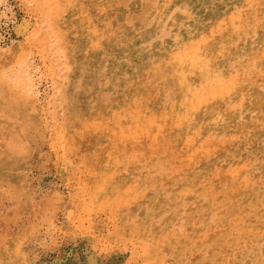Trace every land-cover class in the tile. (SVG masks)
<instances>
[{"label": "bare ground", "instance_id": "1", "mask_svg": "<svg viewBox=\"0 0 264 264\" xmlns=\"http://www.w3.org/2000/svg\"><path fill=\"white\" fill-rule=\"evenodd\" d=\"M16 1H19L17 4V13H19V15L21 14L20 19L16 18L17 13H15L14 10L8 8L2 10L0 15V21H3V19L7 21L10 18L17 19L16 21H12V29L15 38L11 37L12 39L10 40L14 43L11 44L10 48H4V50L0 51V62L8 55H11L15 64H19V69L17 70L15 78L9 77L4 73L5 71L0 73V194L4 195V197L9 196L7 198H11V200L13 198V200L15 199L20 204L32 202L35 186L33 181L31 182L28 179L31 172L30 161L35 157L36 153H40L42 148L47 146L56 150L55 153L58 161L63 163V170H68L69 174L75 172L76 169L80 170L85 167L93 169L99 162L97 157L103 158V163L106 166L96 172L93 175L95 179L88 184L90 186H86L92 188L94 200H99L98 209L101 210L103 199H110V196L115 195V193L112 192V188H119L122 195L127 198V203H130L134 199L132 197L135 196V192L132 194L129 186H119L122 178H120L121 175L117 176L123 169L122 166L125 163V158H123L124 156L120 146L121 143L125 144V153H128L129 157H134L133 154L135 153H133V150H129V148H132V145L138 144L139 137H142L147 131H149V133L152 132L153 135L156 136L161 135L163 138L170 133H175L179 138L177 147L180 146V150L184 149L186 151V156L184 155L185 158L183 160L189 163L196 162L197 160L201 161L203 164L202 167H204L202 170H209L213 162L210 163L209 161L207 162V160L205 162L202 152H190V139L192 138L191 134L194 129L200 128L206 132V134L216 131L227 132L224 140H221V142L222 144L226 143L228 147L223 150H220V147L214 148V153L216 155L220 154L230 161L237 153V151L235 153V151L230 148L233 139L232 136L230 137V130L232 128L242 130L244 136H247L251 131V122L248 116V118H245L246 112L251 110L253 114H257L260 119L264 116V104L261 100V96L264 94V84H261L263 82L260 83L256 78L252 86L248 87V85H245L249 79L254 78L259 70L264 68V0ZM256 11L261 12L262 15L258 17L255 14ZM141 15L145 17L143 20L145 25L142 26L141 29H146L150 26H160V29L166 30L172 28L173 25L176 24L180 31L177 42H174L175 40H165L166 37L164 35L166 34L154 35L152 31L146 32L144 35L146 38L144 43L140 42L137 37L133 36L131 24L134 17L138 18V16L140 17ZM123 16H126L129 20V22H127L128 20L125 21L124 19V21L128 23L127 25H124L121 20ZM29 23L31 27L25 28L24 25ZM7 25L8 23H5L6 27H4V23H2V26L0 25V47L5 45H2V42L7 41V33L5 34L3 31L5 30V32L9 33ZM118 28L119 31L117 32L116 29ZM161 32L163 34V31ZM60 40L63 42V48L60 49L62 51L59 49L56 50V47L55 51H53L54 46H57ZM59 46L58 48H60ZM35 47H41V49L39 48L41 65L32 66L28 58L30 56V51ZM46 48L50 51H46ZM64 51L66 54H69V56L66 55ZM63 58L66 60L65 62L67 65L65 69L69 70L71 66L75 68L77 65L73 72L75 80L72 83L70 82L72 84H69L71 88H68L66 92L63 84L64 78H62L64 75L62 76L61 73L64 70V66L62 68L58 64ZM92 58L94 61L90 65L88 61ZM92 69H95V76L92 73ZM148 80L152 81L151 85L148 84ZM105 84H110L112 86L111 90L104 93V95H108L106 98L107 101L105 98H103V100L100 99L97 94L99 90L97 87H103ZM42 85H44V88L41 87ZM117 87H123L124 91L123 93H119L121 96L116 97V93H114L113 90ZM66 93L68 94V102H65ZM125 97H130L127 105L123 104ZM81 99L84 100L83 102L86 101L85 105L79 102ZM91 101L94 103L93 108L90 106ZM146 105L150 108L145 111ZM70 109L72 111H70ZM29 110H31V112H29ZM90 110H93L90 114L83 113V111L88 112ZM86 115H89V117H86ZM103 117L107 119L103 121ZM243 119H246L248 122L243 124ZM253 134L256 136L264 135V130H255ZM153 135L147 139V142L153 140ZM219 135L217 136L218 138L221 136ZM232 135L234 136L235 134ZM132 140H134V143L130 144ZM142 141L145 143V137L142 138ZM242 141L244 142V140ZM137 148L138 146H136V149ZM61 150L69 152L70 154H75L78 160L73 164H70L71 162L68 164V162L65 161L67 153L64 156L60 154ZM175 151L177 152V150ZM108 153H110L111 156L117 157L112 160L104 158ZM175 154L173 155L175 156ZM196 155L198 156L197 158ZM167 159H169V157ZM143 160L144 159H142V161ZM239 164H241V162ZM134 165V168L131 167L134 169H132V172L138 169L137 162H135ZM144 165H147V162H145ZM177 167L179 166H176V168ZM180 167L182 168V166ZM234 167L235 168H227L225 174L219 177L220 185L230 188V192H227L228 194L221 198V201L225 200L224 202L227 203L229 199H239L244 203L249 202L248 204L250 205L252 202L250 203L249 200L252 199L255 206L249 218L254 219L255 227L253 229H260L261 227L258 228L257 222H263L262 220H264V211L261 209L264 193L257 191L254 187V183L248 184L249 189L245 193L237 192L238 188L233 190L232 184H234L237 175L239 176V173L242 172V170L236 168V166ZM168 168L169 166L167 169ZM191 168L192 167H190V169ZM215 170L218 171L217 169ZM172 171L173 170L170 172ZM159 172L160 171H158V173ZM242 173L246 175V173ZM217 174L214 175L217 176ZM110 176H112V179L108 178ZM102 179L108 181H105L106 189L102 188V186H104V184L101 185ZM190 180L191 177L188 175L187 180H185V185L178 192L175 191L179 197H187L192 194L193 181L189 182ZM125 181H128V178H126ZM262 181L264 182V175H262ZM55 183L50 185L53 195L55 193L59 199L65 196V199L68 200L66 205L69 207V210L76 213V217L72 220L71 224L77 221L83 222V219L80 217V212L83 210L87 211L90 208L84 186L87 182L85 184L83 183L84 185L80 182L81 185L79 187L73 188L72 190L69 189V194H64V189H67L65 183L62 182L57 185ZM166 187L167 186H165V188ZM162 189H164V187ZM205 190L207 191L206 187ZM217 192L218 187L211 190L213 199L218 197ZM200 194H202V192ZM47 195L49 194L47 193ZM204 196L205 195L202 197ZM163 197L164 196L161 198ZM90 204L92 205V202ZM132 204L135 206L131 208H129V206L125 208L122 206H115L109 209V211L114 214L111 221L116 231L108 232V236L114 233L120 235L124 226L131 221L129 220L130 218H128L129 214H137L139 208L135 209L137 204L134 202H132ZM221 207L223 206L221 205ZM200 208H202V206ZM218 208L219 207H217L216 210H218ZM193 209L188 211V217L184 215L187 218L186 223H183L184 227L183 224L181 225L183 228L180 227L178 236L174 238L180 242L178 250L182 253H186L192 249V245L184 237L185 235L181 233V230H190L191 226H188V223L192 220V215L195 212ZM223 209L225 210V207ZM6 210L8 209L3 208L0 211L3 212ZM235 211L237 210L235 209ZM241 213L240 211L239 214ZM116 214H121L124 217L121 224L117 222L118 218L115 217ZM229 215L230 214L227 213L224 216L227 218ZM235 215L238 216V214L235 213L233 217ZM67 219L69 218L67 217ZM243 219L244 218H242L241 221H243ZM232 221L231 218V222ZM51 222L53 223L52 219H50L49 223ZM232 224L236 225L234 223ZM232 224L231 227H228L232 228ZM262 224L264 228V222ZM71 226L73 227V225ZM139 227L135 226L133 230L138 231L141 228ZM14 230L15 229H11L10 227H7L4 232L0 230V264H25L28 252L24 249V238L10 236L12 233H15ZM247 230H244L247 242L245 243L243 241V243L241 242L242 244H238L237 250L233 248L238 254L237 261H239L240 264H264V236L258 234L264 230L257 234L254 232L255 230ZM222 231L225 230L223 229ZM228 231L229 230H227V233H229ZM80 232L82 234V231ZM237 232H239V230L236 231V233ZM154 233L162 235L163 230L159 228L156 229ZM262 234L264 233L262 232ZM131 239L133 240V238ZM141 239H143V237ZM141 239L135 240L134 242L136 243L134 246L136 249L133 247L135 249V251L133 250L134 260L141 259L144 264H166V259L164 260V258L160 256L162 254V248H160L162 240L156 235H151L148 231L144 239L142 241ZM201 239L202 237H200V240ZM241 239L239 238V240ZM215 240L216 239L210 240L209 242L216 244L217 241ZM203 241L204 239L200 242ZM173 242L175 241H172V243ZM238 242H236V244ZM174 245L176 246L177 244L174 243ZM174 245L172 244V246ZM215 250L216 249H213L211 254L212 257L210 256L213 264H227L230 261L231 250H229V252L226 248L220 250L221 252ZM175 256L178 257L177 254Z\"/></svg>", "mask_w": 264, "mask_h": 264}, {"label": "rangeland", "instance_id": "2", "mask_svg": "<svg viewBox=\"0 0 264 264\" xmlns=\"http://www.w3.org/2000/svg\"><path fill=\"white\" fill-rule=\"evenodd\" d=\"M0 1H1L0 2V15L2 13V10H5L7 8L14 10L15 13H17V9H18L17 4L19 3V1L18 2L16 0H0ZM255 14L258 17L262 15V13L259 11H256ZM17 15H16V18L20 19L21 14L19 15V13H17ZM126 16L125 17L123 16V18L121 17V20H122L124 25H127L128 24L127 22H129V20L126 18ZM16 18H12V19L10 18L7 21L5 19H3V21H0V23H1L0 25L2 26V23H4V27H6L5 23H8L7 29H9V33L5 32V30H3L5 34L7 33V35H6L7 41L2 42V45H4V44L5 45L3 47H0V51L4 50V48L5 49L10 48L11 44L14 43L10 39H12L13 37L15 38V35L13 33V29H12V27H13L12 21L13 20L16 21L17 20ZM124 19H125V21L126 20H128V21L125 22ZM144 19H145V17L143 15H141L140 17L138 16V18L134 17V20L131 24V27L133 28V31H132L133 36L137 37L138 40H140V42L144 43V41L146 40L144 35L146 34V32H149V31H152L154 35L166 34V35H164L166 37L165 40L169 39V41L175 40L174 42H177V40L179 39L180 31H179L178 26L176 24H174L172 28L166 29V30L160 29V26H157V27L150 26L146 29H141L142 26L145 25V22L143 21ZM116 31L118 32L119 28L116 29ZM161 31H163V34ZM255 31H257V30H255ZM177 33H178V35H177ZM59 42L58 43L60 46L57 43V46H54L53 51H55V47L57 48L56 50H58V49L60 50L63 48V46H62L63 42L61 40ZM58 46L60 48H58ZM146 46H149V45H146ZM39 48L41 49V47H35L32 49L33 52L30 51V56L28 59H29V62L31 63L32 66L41 65V62H40L41 56H40V49ZM46 51H50V50L48 48H46ZM60 51H62V50H60ZM64 53L66 54L65 51H64ZM41 54H42V51H41ZM66 55L69 56V54H66ZM10 57H11V59H10ZM7 58H9V59H7ZM5 61H7V62H5ZM11 61L14 64H12ZM65 61L66 60H64V58H63L61 61H59L58 64L62 68L64 66V68H63L64 72L62 71L61 73H62V76L64 75L62 78H64L63 84H64V88H65V92H66L68 90V88L69 89L71 88V85H72L71 83L74 82V80H75L73 72H74L75 68L77 67V65L75 66V68H73L71 66V68H69V70H68V69H65V68H67ZM93 61H94V59L92 58L88 61V63L91 65V63H93ZM7 63H8V65H7ZM0 65H1L0 66V73L2 71H5L4 73L7 74L9 77L15 78V76L17 74V70L19 69L18 68L19 64L18 63L15 64V62L13 61V57L11 55H8L4 60H2L0 62ZM1 68H3V69H1ZM70 69H72V70H70ZM92 71H93L92 72L93 75L95 76L96 75L95 69H92ZM90 72H91V70H90ZM9 73L11 74V76ZM66 75H67V77H66ZM65 77H66V79H65ZM256 78L258 79V81L260 83L263 82L261 84H264V68L259 70V72L254 76V78L249 79L247 81V83H245V85H248V87L252 86L253 82ZM151 82H152L151 80H148L149 85L152 84ZM69 84H71V85H69ZM109 85L110 84H105V86H103V87H101V86L97 87L99 89L97 94H98V97L100 99L103 100V98H105V99L107 98L108 95H104V93H106V92H108V90L112 89L111 88L112 86L110 85V87H109ZM43 86L44 85H42L41 87H43ZM113 91H114V93H116V97H117V96H121V94H119V93H123L124 90H123V87H117ZM67 96H68V94L66 93L65 102H68ZM128 100H130V97H125L123 104L127 105L129 103ZM261 100H262V103L264 104V94L261 96ZM83 101L84 100L81 99V101H79V102L82 105H85L86 101L85 102H83ZM106 101H107V99H106ZM90 106L92 108L94 107V103L92 101L90 102ZM149 108L150 107H148L146 105L145 111L149 110ZM93 110H90L88 112L83 111V113L90 114L91 112H93ZM70 111H72V110L70 109ZM29 112H31V110H29ZM252 115H254V116H252ZM247 116L250 118V122H251V124H250L251 131L249 132V134L247 136H244V133L242 130H238V129H234V128H232L230 130V137L232 136V138L234 139V140L232 139V141H231L230 148H232V150L235 151V153H236V151L238 153V154L236 153L235 156L230 159V161L228 158H225L224 156H221L220 154L216 155L214 153V148L220 147L221 148L220 150H223L226 147H228V145L226 143L222 144V142H221V140L222 141L224 140V137L226 136L227 132L224 133L221 131H216V132H211V133L206 134V132H204L200 128H197L198 130L194 129L193 133L191 134L192 138L190 139L191 140V142H190V144H191L190 150L191 151L190 152L191 153H194V151L195 152H202L203 156H204L203 159H205V162H206V160H207V162L209 161L210 163L213 162L214 164L211 163V167L209 170H202V169H204V167H202L203 164L201 163V161L197 160L196 162L189 163L188 161L183 160L186 156V151L184 149L180 150V148H179L180 146L177 147L179 144V140H178L179 138L177 137V134H175V133H170V134H168V136H165V138H163L161 135L156 136V135H153L152 132L149 133V131H147L146 133H144L142 135V137H139L138 144L132 145L131 146L132 148H129V150L131 149V150H133V153H135V154H133L134 157H129V154L125 153V144L121 143L120 146H121V150H122V153L124 156L123 158H125V163L122 166L123 169L117 175V176L121 175L120 178H122L119 186H121V187L129 186L130 190L132 191V194L135 192V194H134L135 196L132 195V196H134V197H132L134 199L130 203H127L128 202L127 198L122 195L121 190H119V188L118 189L112 188V192H114L115 195L110 196V199L109 198L108 199L105 198L106 200L103 199V201L101 203L102 204L101 210L98 209V207H97L99 200H97V199L94 200L95 198H94V194L92 193V190H91L92 188L86 187V186L95 179V177H93V175L96 172H98L100 169H102V167L106 166L103 163V158L99 157V156L97 157V160L99 159L98 160L99 162L97 163V165L93 169L92 168L90 169L89 167H85V168L80 169V170L76 169L77 172L75 171V172L69 174L68 170H66V169L63 170V163L58 161V158H57L56 153H55L56 150L51 149V148L46 146V147L42 148V151H40L41 154L39 152L36 153L35 157H33L30 161L31 162V172H30L28 179L31 182L33 181L34 186H35V190L33 191L32 202L20 204L15 199L13 200V198H12V200H11V198L10 199L7 198L9 196L4 197V195L0 194V210L3 208L8 209V210L3 211V212L0 211L1 212V214H0V230L4 232L7 227H10L11 229H15L14 230L15 233H12L10 236H13L16 238L22 237V239L24 238L23 239L24 240V249H26L28 252L25 264H144L143 261L139 258H138L139 260H134L133 250L135 251V249H136L134 247L136 245V243H134L135 240L136 241L138 239L140 240L142 237L144 239L147 231L151 235L152 234H153V236L156 235L162 240V243H161L162 245L160 247V248H162L161 249L162 254L160 256L163 257L164 260L166 259L165 260L166 264H168V263L169 264H171V263L172 264L173 263H175V264H192V263L193 264H195V263L196 264H213V262L211 261V258H210V256L212 257L211 254H212L213 249L220 251V250H223L224 248H226V250L228 252H229V250H231L230 253L232 252L231 253L232 255L230 254L231 259L227 264H240V262L237 261L238 260L237 259L238 254H237V252H235V250L238 249V246L240 244H242L243 241L245 243L247 242V237H246V235H244V230H247V227H248V230L249 229L251 231L255 230V229H253L255 227L254 219L249 218L250 213L254 210L255 205H254V201L252 199H250L249 201H250V203L252 202L251 204H253V205H251V204L249 205L248 204L249 202L244 203L239 199H231V200L229 199L227 201V203L224 202L225 200L221 201V198L225 197L228 194L227 192H230L229 191L230 188L225 187V186L224 187L221 186L219 177H221V175L225 174L227 168H235L234 166H236V168H239L240 170H242V172L246 173V175H243L242 172L239 173L240 174L239 176L237 175L236 180H235L236 182L234 181V184H232L233 190L238 188V191L236 190L237 192L245 193L249 189L248 184L254 183V187L256 188V190L264 193L263 192L264 191V182L262 181V175H264V135L256 136L255 134H253V131L255 132V130H261V131H262V129L264 130V116L260 119L259 116L257 114H253V112L251 110H248L246 112L245 118H248ZM86 117H89V115L88 116L86 115ZM90 119H91V117H90ZM102 119H103V121H105L107 118L103 117ZM255 119H256V121H255ZM246 122H248V121H246V119L242 120L243 124H246ZM257 126H259V127H257ZM212 134H214V135H212ZM216 134H218V135L220 134L221 136L219 135L220 137L218 138L217 137L218 135H216ZM232 134H235V135L233 136ZM152 135H153V140L147 142V139ZM170 135H171V137H170ZM236 135H237V137H236ZM172 136H173V138H172ZM143 137H145V143L142 141ZM160 137H162L163 139ZM212 137H213V139H212ZM166 138H167V140H166ZM242 140H244V142ZM249 141H251V142H249ZM133 143H134V140H132L130 142V144H133ZM239 144H241V145H239ZM136 146H138L139 150H138V148L136 149ZM174 146L176 147V149ZM238 146H240V147H238ZM166 147H167V149H166ZM164 149H166V150H164ZM175 150H177V152ZM203 150L206 153H204ZM207 150L209 151V154H208ZM60 154H62L64 156L66 154L65 161L68 162V164H69V162H71L70 164H73V163H75V161L78 160V158L76 159L77 156L73 153L70 154L69 152H64L63 150H61ZM137 154H138V156H137ZM140 154H141V156H140ZM173 154H175V156ZM206 154H208V155H206ZM142 155L144 157H146L147 159L144 158ZM205 155H206V157H205ZM110 156H111L110 153H108V154H106V156H104V158L112 160V159H115L117 157V156H111V157ZM216 156H218V157H216ZM108 157H110V158H108ZM164 157L166 160L164 159ZM168 157H169V159H167ZM197 157L198 156L196 155V158ZM174 158H175V160H174ZM70 159H72V160H70ZM142 159H144V160L142 161ZM54 160H56V161H54ZM157 160H158V162H157ZM57 161H58V163H57ZM135 162H137V164H138L137 165L138 169L135 170L136 172L135 171L132 172L134 170L133 168L135 166L134 165ZM145 162H147V165H149V166L144 165ZM160 162H162V163H160ZM231 162H233V163H231ZM240 162H241V164H239ZM168 163L170 165L172 164L171 165L172 167ZM153 164H155V165H153ZM160 164H161V166H160ZM199 164H200V166H199ZM219 165H221V166H219ZM168 166H169V168L167 169ZM176 166H179V167L176 168ZM180 166H182V168ZM242 166H243V168H242ZM248 166L250 167V169ZM131 167H133V168H131ZM190 167H192V168L190 169ZM255 167H257V168H255ZM199 168H201V169H199ZM223 168H225V169H223ZM215 169H217L218 171H216ZM171 170H173V171L170 172ZM65 171L67 172V174ZM158 171H160V172L158 173ZM213 171H214V173H213ZM189 172H191V173H189ZM210 173H211V175H210ZM193 174H194L195 179L193 178ZM214 174H217V176H215ZM133 175H135V176H133ZM162 175L163 176L167 175V176L163 177ZM180 175H182V176H180ZM188 175H190V177H191V180L189 182L193 181L192 182L193 191L191 192L192 194H190V196L188 195L187 197H179L176 192H178L185 185V183H186L185 180H187ZM196 175H197V177H196ZM160 176H162V177L159 178ZM173 177H176V178H173ZM181 177H182V179H181ZM205 177H206V179H205ZM210 177H211V179H210ZM108 178L112 179V176H110ZM126 178H128V181H125ZM243 178H245V179H243ZM249 178H251V179H249ZM199 179H201V180H199ZM243 180H245V181H243ZM105 181L106 180H103V179L101 180V185L104 184V186H102V188H104V189H106V182H108V181H106V182ZM201 181L202 182L204 181V182L202 183ZM62 182L65 183V187H67V189H64V194H69L70 190H72L73 188L79 187L81 184L84 185L87 182L84 186H85L86 193H87L86 197L88 198L87 202H88V205L90 208L87 211L83 210L82 212H80V217L83 219V222L77 221L76 223L71 224L72 220L76 217L75 216L76 213L71 212V214H70L69 207L66 205L68 200L65 199L66 198L65 196L64 197L62 196L59 199V198H57L55 193L53 195V192H51L50 185L52 183H55L57 185V184L62 183ZM80 182H82V183L80 184ZM172 183H173V185H172ZM195 183H196V185H195ZM211 183H212V185H211ZM246 184H247V186H246ZM152 185H154V186H152ZM260 185H262V186H260ZM88 186H90V185H88ZM162 186L164 187V189H162L163 188ZM165 186H167V187L165 188ZM204 186L206 187L207 191L205 190ZM211 187H212V189L215 187H218V192H217L218 197H216V199L212 198ZM200 190H201L202 194H200L201 193ZM225 190H227V191H225ZM196 191L199 193V195ZM219 191H220V193H219ZM221 191H223V192H221ZM47 193L49 195H47ZM50 194H52V195H50ZM203 195H205L206 197L205 196L202 197ZM162 196H164V197L161 198ZM46 197H47V199H46ZM201 197L203 198V200ZM186 198H187V200H186ZM192 199H193V201H192ZM160 200H161V202H160ZM189 200H191V201H189ZM215 201H216V203H215ZM91 202H92V205L90 204ZM132 202L137 204L135 209L139 208V210H137V214H135V215L129 214L128 218H130L129 220H131L132 222L130 221L127 225L124 226L123 230H121L122 232L120 233V235L117 233H114L111 236H108L107 235L108 232L116 231L115 230L116 228L114 227V225L111 221V219H113V217H114L113 216L114 214L111 213V211H109V209L112 207H115V206H122L124 208L126 206H129V208H131V207L135 206L132 204ZM157 202H159V203H157ZM263 202H264V200L262 201V203ZM148 203H149V205H148ZM186 203H188V204H186ZM196 203L198 206L196 205ZM262 203H261V209L264 211V205H263L264 203L263 204ZM130 204H132V205H130ZM223 204H225V205H223ZM38 205H40V206H38ZM199 205H201L202 208H200L201 206H199ZM221 205L223 207H221ZM235 205H237V206H235ZM152 206L153 207L155 206V207L153 208ZM248 206L251 207L252 209L249 208ZM150 207H151V209H150ZM195 207H196V209H195ZM217 207H219L218 210H216ZM224 207H225V210L227 212L223 209ZM246 207H248V208H246ZM198 208H200V209H198ZM190 209H193L195 211L194 214L192 215V218H191L192 220L188 223V226H191L190 230H189L190 232L187 231L186 229L185 230L182 229L181 233L183 235H185L184 237L192 245V249H191L192 251L190 250L186 253L183 252L184 253L183 254L181 251L178 250L180 247V242L174 238L178 236V230L180 229V227H182L181 225L183 223L184 224L186 223V219H187L186 217H188L187 213H189L188 211ZM235 209L237 211H235ZM98 210H99V212H98ZM94 211H96V212H94ZM213 211L215 212V214ZM240 211L242 212L241 214H239ZM247 212H248V214H247ZM227 213L230 215L227 216V218H226L224 215ZM232 213L233 214L236 213V214H238V216L235 215L234 217H236V218H234ZM220 214H221V216H220ZM36 215H37V217H36ZM119 215H120V219H119ZM212 215H213V217H212ZM246 215H247V217H246ZM142 216H144V217H142ZM67 217L69 219H67ZM115 217H117L119 219V220L117 219V222L119 224H121L124 217L121 214H116ZM173 218H174V220H173ZM179 218H181V219H179ZM231 218L233 220L232 222H231ZM242 218H244L246 220V222L244 219H243L244 222L241 221ZM50 219L53 220V223L52 222L49 223ZM209 219L210 220L212 219V220L210 221ZM180 220H181V222H180ZM227 220H229V221H227ZM133 221H136V222H133ZM234 221H236V222H234ZM262 221L264 222V220H262ZM263 222H257L258 228L259 227H261V228L257 229L258 231L257 230L254 231L256 234L258 232H261L262 230H264L263 224H262ZM68 223H69V226H68ZM219 223H220V225H219ZM232 223H234L236 225H233ZM129 224H132V225H129ZM140 224H141V226H140ZM184 224H183V227H184ZM231 224L233 225L232 228H230ZM71 225H73V227ZM85 225L86 226L88 225V226L86 227ZM90 225H91V228H90ZM135 226H137V227L140 226L141 227V228L139 227L140 230H138V231L133 230ZM228 226H230V227H228ZM50 227H52V228H50ZM159 228L161 230H163L162 235H158L157 233H154L155 230L159 229ZM233 228H234V230H233ZM223 229L226 232L222 231ZM52 230H53V232H52ZM150 230H151V232H150ZM227 230H229L228 231L229 233H227ZM238 230H239V232L236 233V231H238ZM80 231H82V234ZM86 231H87V233H86ZM230 231H231V233H230ZM137 232H139V233H137ZM262 232L264 233V231H262ZM262 232L258 233V234L264 236V234H262ZM174 234L175 235L177 234V235L175 236ZM241 234H243V235H241ZM224 235H227V236H224ZM117 236H118V238H117ZM221 236H223V237H221ZM200 237H202V239H204L203 242H200L202 240V239L200 240ZM235 237H238V238H235ZM131 238H133V240ZM213 238L216 239L215 240V241H217L216 244L209 242L210 240L211 241L214 240ZM239 238L240 239L242 238V239L239 240ZM143 239H141V241ZM205 240H206V242H205ZM172 241H175V242L172 243ZM236 242H238V243L236 244ZM174 243L177 245L175 246ZM170 244H171V246H172V244L174 246L171 247ZM222 245H223V248H222ZM137 246H138V244H137ZM236 246H237V248H236ZM189 252H190V254H189ZM176 254H177V256L179 254H181L182 256L179 255L178 257H176L175 256ZM184 258L186 259V261ZM176 259H178L180 262ZM174 260H176V261H174ZM188 261H190V262H188ZM152 264H154V263H152Z\"/></svg>", "mask_w": 264, "mask_h": 264}, {"label": "snow or ice", "instance_id": "3", "mask_svg": "<svg viewBox=\"0 0 264 264\" xmlns=\"http://www.w3.org/2000/svg\"><path fill=\"white\" fill-rule=\"evenodd\" d=\"M24 27H25V28H30V27H31V24H30V23H29V24H26V25H24ZM69 211H70V214H71V211H72V210H69Z\"/></svg>", "mask_w": 264, "mask_h": 264}]
</instances>
